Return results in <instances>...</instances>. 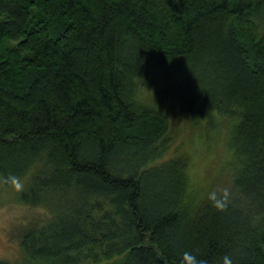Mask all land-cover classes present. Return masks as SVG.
Instances as JSON below:
<instances>
[{"label":"trees","instance_id":"trees-1","mask_svg":"<svg viewBox=\"0 0 264 264\" xmlns=\"http://www.w3.org/2000/svg\"><path fill=\"white\" fill-rule=\"evenodd\" d=\"M262 25L264 0H0V176L50 214L22 264H264ZM148 67L230 125L224 211L215 184L186 194V159L154 164L172 136L139 100Z\"/></svg>","mask_w":264,"mask_h":264},{"label":"rangeland","instance_id":"rangeland-1","mask_svg":"<svg viewBox=\"0 0 264 264\" xmlns=\"http://www.w3.org/2000/svg\"><path fill=\"white\" fill-rule=\"evenodd\" d=\"M263 28L262 25L261 32ZM146 70L147 75L139 83V100L153 105L167 118V132L170 129L172 136L166 144L167 148L157 153L154 164L168 167L175 160L181 159L183 162L186 159L187 195L204 186L206 192L209 184H215L217 189L230 190L229 174L220 172L217 166L219 162L231 159L226 145L231 136L230 125L220 123L217 118L212 122L217 127L210 128L211 122L205 117L182 111V91L175 89V93L172 81L160 70L150 67ZM23 192L16 193L0 185V208L8 210L7 218L0 216V260H7L11 264H22L21 235L49 221L50 214L44 208L19 201ZM209 193L207 191L201 195L207 196Z\"/></svg>","mask_w":264,"mask_h":264},{"label":"clouds","instance_id":"clouds-1","mask_svg":"<svg viewBox=\"0 0 264 264\" xmlns=\"http://www.w3.org/2000/svg\"><path fill=\"white\" fill-rule=\"evenodd\" d=\"M0 185L11 189L16 193L24 190V183L19 176L8 174L0 176ZM230 192L228 189L213 190L208 194V199L217 211H224L229 203ZM7 208H0V216L7 218ZM180 264H207L204 259H199L196 255L185 251L181 258ZM220 264H233L232 257L225 255L221 257Z\"/></svg>","mask_w":264,"mask_h":264}]
</instances>
